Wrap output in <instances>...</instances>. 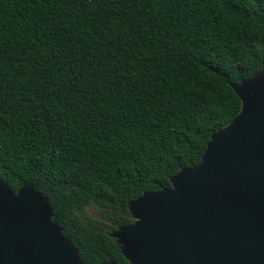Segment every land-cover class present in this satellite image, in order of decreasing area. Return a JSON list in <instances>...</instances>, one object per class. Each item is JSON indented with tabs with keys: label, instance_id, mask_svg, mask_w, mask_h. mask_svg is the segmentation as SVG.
<instances>
[{
	"label": "trees",
	"instance_id": "16d2710c",
	"mask_svg": "<svg viewBox=\"0 0 264 264\" xmlns=\"http://www.w3.org/2000/svg\"><path fill=\"white\" fill-rule=\"evenodd\" d=\"M263 60L264 0H0V179L126 264L129 201L200 162Z\"/></svg>",
	"mask_w": 264,
	"mask_h": 264
},
{
	"label": "water",
	"instance_id": "95a60500",
	"mask_svg": "<svg viewBox=\"0 0 264 264\" xmlns=\"http://www.w3.org/2000/svg\"><path fill=\"white\" fill-rule=\"evenodd\" d=\"M232 87L241 109L200 162L129 201L135 221L110 233L126 264H264V60ZM54 218L34 184L0 179V264H85Z\"/></svg>",
	"mask_w": 264,
	"mask_h": 264
},
{
	"label": "rangeland",
	"instance_id": "374dc122",
	"mask_svg": "<svg viewBox=\"0 0 264 264\" xmlns=\"http://www.w3.org/2000/svg\"><path fill=\"white\" fill-rule=\"evenodd\" d=\"M93 215H96V212H93Z\"/></svg>",
	"mask_w": 264,
	"mask_h": 264
}]
</instances>
